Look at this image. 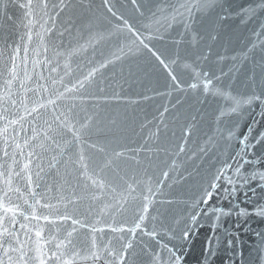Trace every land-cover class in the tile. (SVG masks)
I'll list each match as a JSON object with an SVG mask.
<instances>
[{
	"label": "water",
	"instance_id": "water-1",
	"mask_svg": "<svg viewBox=\"0 0 264 264\" xmlns=\"http://www.w3.org/2000/svg\"><path fill=\"white\" fill-rule=\"evenodd\" d=\"M65 2L70 7L57 17L58 9L51 5L59 0H48V12L53 18L40 13L35 16L39 23L29 29L24 10L13 7L9 0H0V97L5 95V81L9 79L4 69L9 64L10 54L16 56L18 72L17 81L11 85L16 106L13 108L0 101V113L10 120H16L20 115L26 117L9 127V139L15 136L23 146L25 137L31 136L32 118L27 116L20 101L31 108L40 99L20 87L19 80L23 79L25 72L32 77L28 87L45 84L53 99L57 96L53 80L59 81L63 77L64 83L71 87L91 72L93 75L83 88L65 93L58 100L61 110L67 111L71 107L79 121L91 120L85 130V141L103 147L108 154L113 151L123 153L115 160L120 176L129 182L135 178L142 186L150 182L154 189H159L156 203L150 207L148 218L142 225L147 231L158 233L155 238L141 231L133 237L127 231L112 232L109 228V225L132 227L137 201L129 204L126 213L117 215L115 223L109 216H103L99 223L89 218V225L104 231L93 234L87 228L77 226V239L90 244L95 235L99 246L111 241L116 252L131 243L133 247L125 264H151L152 251H162L165 264H168L172 255L169 248L180 257L178 264H264V217L256 214L258 209L264 208V189L259 187L264 181L257 176L239 189L241 179L234 174V158L245 148L240 141L246 134L251 140L264 131V116L261 115L264 105L243 103L252 94L264 95V35H257L264 13L251 20L242 19L239 14L242 6L254 4L257 0H229L231 8L225 0H201L202 4L210 6L194 11L191 22L187 17L172 19L174 9L186 0H135V3L133 0H108L113 10L129 22L132 32L107 12L104 0ZM6 3H9L8 15L14 16V22L7 24L3 7ZM220 4H225L224 9L216 6ZM44 21L47 23L42 29L40 24ZM185 23L190 24L187 30ZM45 29H52L51 34ZM29 31L32 33L30 42ZM37 33L44 37L43 42ZM141 40L163 54L167 68L143 47ZM14 46L20 48L18 55L12 52ZM65 64L69 65L68 69ZM204 72L209 73L207 78L203 76ZM169 73L177 77L179 88ZM205 79L212 81L208 92L204 91ZM192 84L197 87H190ZM54 87L64 91L60 83ZM216 88L223 89L227 96L215 95ZM48 95L45 93L46 97ZM229 97L241 101L237 111H232L235 104ZM5 107L8 112H4ZM6 124V120L0 119V129ZM21 124L24 131H21ZM249 127L253 129L251 133ZM4 147V138L0 136V164L6 159L3 157ZM181 148L184 150L180 151ZM246 151L247 159L264 153L259 145ZM9 152H12L11 148ZM27 152L25 147L24 155L17 156L19 164L13 167H22ZM85 152L95 160L104 157L87 144ZM7 163L12 161L8 159ZM219 170L236 180V202L250 215L220 216L217 221L216 216L220 214L212 212L211 207L228 210L231 207L228 201L213 196L208 205L201 202ZM35 171L33 167V174ZM254 171L264 172V160L255 165L245 164L241 175L251 176ZM62 176L63 169L61 177L44 176L41 188L45 183L58 186L62 183ZM104 178L116 185L122 183L112 169L105 170ZM218 183L220 188L227 186L223 180ZM17 185L23 189L24 182L14 178L13 186ZM4 187L0 178V189ZM253 188L255 195L250 191ZM245 192L250 197L248 202H245ZM47 195L49 202L55 204L57 197L69 196L70 192L49 191ZM113 196L118 197V192L106 193L105 202ZM9 197L11 205L26 208L17 193L11 192ZM59 207L63 211L62 203ZM39 212L55 214L52 209H39ZM0 215H3L2 211ZM194 215L195 221L192 219ZM18 220L31 229V240L26 242L25 250L32 255L30 250L36 247L37 240L35 228L45 222L25 221L22 217ZM188 229L191 232L185 240L184 232ZM16 230L24 241V230L19 224ZM44 235L47 237V231ZM41 243L46 250L53 247L43 240ZM78 264H92V261L79 260Z\"/></svg>",
	"mask_w": 264,
	"mask_h": 264
},
{
	"label": "snow or ice",
	"instance_id": "snow-or-ice-1",
	"mask_svg": "<svg viewBox=\"0 0 264 264\" xmlns=\"http://www.w3.org/2000/svg\"><path fill=\"white\" fill-rule=\"evenodd\" d=\"M9 3L13 7H17L24 10L23 15L27 20V26L29 29L34 27L39 21L35 19V16L43 13V16H50L48 12L49 3L48 0H9ZM9 3L3 5L4 7V19L5 23L14 22V16L8 15ZM135 3V0H133ZM228 8H231L229 0H225ZM104 5L107 8V12L111 16L116 17L117 20L123 22L127 26L130 32L133 31L132 26L127 20L117 14L113 10V6L108 3V0H104ZM210 5L202 4L201 0H186L174 9L172 19L175 20L177 16L184 18L187 17L189 22L193 19L194 11H202L205 7ZM221 9H224L225 4L216 5ZM53 9H58L55 15L58 17L60 13L64 12L65 9L70 7L69 3L65 0H59V3H53L51 5ZM37 9L39 12H37ZM183 10V11H181ZM264 13V0H257L254 4L242 6L239 9V14L242 19L246 18L251 20L254 17ZM29 17H32L29 19ZM43 17H41L42 19ZM47 21L40 24L43 29ZM190 26L189 23H185L184 27L187 30ZM48 34H51L52 29H45ZM139 35V33H133ZM29 42L32 39V33H27ZM63 35V33H61ZM257 35H264V21L260 26V32ZM43 42L44 37L37 33ZM163 39V37H161ZM143 47L147 49L156 61L167 68V62L165 61L163 54L158 50L151 47L149 44H145L141 40ZM27 49H25V52ZM47 51V49H45ZM12 52L16 55L19 54L20 48L13 47ZM16 56L9 55V64L5 67L4 71L7 72L9 79L5 81L6 90L5 95L0 97V101L5 104H10L13 108L16 106V101L12 99L11 85L18 79V72L16 66ZM65 68L68 69L69 65L65 64ZM55 71V69H53ZM67 74V72H66ZM171 79L175 82L176 87H180L177 77L173 73H169ZM93 73H89L84 80H77L76 83L68 87L64 83V78L60 77L59 81L53 80V90L57 92L55 99L51 98L49 87L45 84L37 83V86L32 88L28 87V82L32 80V77L25 72L23 79L19 80L20 87L26 91L33 92L39 96L40 99L34 102L31 108L20 101L24 105V110L28 117H31L32 127L30 129L31 136L25 137L23 146L17 142L16 137L12 136L11 140L8 137V129L10 126L19 124L20 121L25 120L24 115H20L16 120H10L3 113H0V119L6 120L7 124L0 129V136L4 138L5 147L2 149L3 157L5 159L4 164H0V178L3 179L4 188L0 189V211L3 215H0V264H78L79 260L92 261V264H125L129 250L133 247L131 243H127L123 248L116 252L111 247V241L104 243L103 246L97 244V238L95 235L92 236L90 244L87 242H81L76 237L78 231L77 226L80 228H87L91 233L103 232V228H97L93 225H89V218H94L96 223L100 222L103 216H109L115 223L116 216L126 213L129 209V204L139 202L138 206L133 209L135 219L132 227H112L109 228L112 232H124L127 231L133 237L137 231L143 232L144 235L155 238L159 234L155 231H147L146 227H142L144 221L148 218L150 207L156 203L155 196L159 189H154L150 182L145 183L143 186L135 180L129 182L124 176H120L119 172L115 168V160L120 158L123 153L120 151H113L108 154L103 147L95 143L85 141V130L89 127L91 120L79 121L76 118L73 109L70 107L67 111H62L61 106L58 104V100L65 95V93L77 91L85 86V82L91 78ZM203 76L207 78L208 72H204ZM219 79V77H217ZM60 83L64 88V91L55 89V84ZM212 83L210 79L204 81V91H209V85ZM192 88H196V84L190 85ZM45 93H49L46 97ZM214 94L224 97L227 93L220 88L214 89ZM235 104L232 111H237L241 107V101L234 97H229ZM243 103L251 106L254 103L264 105V95L252 94ZM43 110V111H42ZM7 107L4 108V112H8ZM264 116V112L261 113ZM42 121V123H40ZM21 131H24L23 125L21 124ZM249 133L253 131L249 127ZM188 135L191 133L188 132ZM245 146L240 153H237L236 157V168L234 174L241 179L239 189L244 188V184L249 180H254L259 177L261 181H264V172H253L251 176H242L241 169L245 164H257L264 160V153L261 156L254 159H247L248 148H256L259 145L264 149V131L257 133L251 140L249 135H245L240 141ZM85 144L88 148L95 149L96 151L103 153L104 157L102 160H95L92 156L87 155L85 152ZM28 149L25 157V162L22 167H13L18 165V155H24V148ZM9 148L12 152H9ZM39 149V151H37ZM184 149L181 148L180 151ZM35 158V159H33ZM12 161L11 164L7 163V160ZM33 167L36 171L33 174ZM228 167H231L230 165ZM61 169H63L62 183L58 186L52 187L44 184V188H41V181L44 176L61 177ZM106 169H112L116 177L122 181L120 185L113 184L112 182L104 178ZM167 178L168 173H164ZM17 178L24 182L23 189L21 187L13 186V179ZM223 180L227 185L220 188L218 181ZM67 186V187H65ZM260 188L264 189V183L259 185ZM219 189V192L217 191ZM49 191H69V196L57 197V203L49 202L47 193ZM237 182L232 176H225L223 170H219L216 180L209 185V189H206L201 202L205 205L209 204L213 196H218L221 200H227L231 207L228 210L222 207L217 208L211 207V211L219 213L216 216V220L219 221L220 216L236 215L238 217H245L250 215L246 209L240 207V204L236 202L237 194ZM255 195V188L250 189ZM15 192L19 199H23L26 208H21L19 204L11 205L9 193ZM118 192V197L113 196L111 200L105 202L104 197L106 193ZM27 196V198H24ZM247 192H245V202H248ZM63 204V211L60 210L59 205ZM170 203V201H169ZM39 209H52L55 210V214H49L39 212ZM235 210V211H233ZM11 213V215H9ZM204 214H208V210H204ZM257 215L264 217V208H260L256 212ZM18 217H22L23 220H43L44 225H37L35 228L36 247L31 249L32 255L25 250L26 242L31 240L29 232L31 229L27 225L20 222ZM193 221L196 220V216L192 217ZM19 224V228L23 229V235L25 240L20 239L21 233L16 230V226ZM47 231L48 235L45 237L44 233ZM191 229L185 230L184 239L189 238ZM52 244V248L45 249L44 244ZM159 243V241H157ZM166 247V245L164 246ZM151 251V250H150ZM172 253L169 257L168 264H178L180 257L172 249H168ZM16 254V255H13ZM209 254H211V246H209ZM151 264H165V260L162 251H152Z\"/></svg>",
	"mask_w": 264,
	"mask_h": 264
}]
</instances>
